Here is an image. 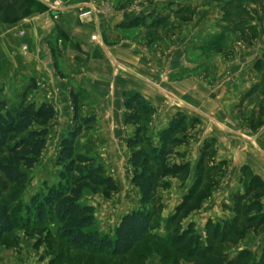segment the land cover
<instances>
[{
  "label": "crops",
  "instance_id": "1",
  "mask_svg": "<svg viewBox=\"0 0 264 264\" xmlns=\"http://www.w3.org/2000/svg\"><path fill=\"white\" fill-rule=\"evenodd\" d=\"M60 1L53 16L41 0H0V100L50 103L68 127L77 97L78 115L96 119L90 134L114 155L133 136L123 97L136 92L153 109V143L176 113L187 118L188 142L167 164L187 163L192 178L206 150L237 175L247 166L264 182L260 3L95 0L98 12L84 19L79 9L88 0Z\"/></svg>",
  "mask_w": 264,
  "mask_h": 264
},
{
  "label": "rangeland",
  "instance_id": "2",
  "mask_svg": "<svg viewBox=\"0 0 264 264\" xmlns=\"http://www.w3.org/2000/svg\"><path fill=\"white\" fill-rule=\"evenodd\" d=\"M259 1L255 0L264 8ZM16 101L19 98L13 97L10 102ZM95 124L94 118L91 129L77 140V153L94 158L114 180L117 191H85L80 202L93 208L91 229L113 237L121 218L141 206L140 196L131 183V150L115 149L110 155L104 142H96L100 138L90 134ZM70 126L58 116L47 124L46 145L35 167L27 172L25 187L9 186L5 192L16 228L0 239V264H264V182L247 166L239 168L237 175L225 161H214L211 152L201 178L196 177L200 158L192 178L189 172L183 176L157 175L154 196L147 206L153 214L149 233L126 256L73 249L60 238L56 223L23 227L30 199L44 184L58 180L55 161L59 142ZM174 164L184 163L167 165ZM254 177L260 179L259 184ZM197 178L200 183L190 196ZM190 235L197 243L184 247L182 241Z\"/></svg>",
  "mask_w": 264,
  "mask_h": 264
},
{
  "label": "trees",
  "instance_id": "3",
  "mask_svg": "<svg viewBox=\"0 0 264 264\" xmlns=\"http://www.w3.org/2000/svg\"><path fill=\"white\" fill-rule=\"evenodd\" d=\"M71 100L72 124L59 142L55 161L59 168L58 180L52 185L44 184L42 191L30 199L25 208L23 227L56 223L60 238L73 249L113 257L126 256L149 233L153 214L147 206L154 196L157 175L183 176L189 172L187 163L168 166L166 162L169 156L177 154V147L188 142L185 135L187 118L180 112L176 113L167 127L159 132L155 144L147 135L152 107L136 92L124 94L126 112L123 122L135 126L133 136L126 142L131 150V183L139 192L141 206L125 214L115 228L113 237H110L91 229L95 222L93 208L80 200L85 191L95 193L104 188L115 192L117 185L105 175L94 158L77 153L76 142L83 132L91 129L94 117H80L77 97H71ZM55 117V108L47 102L26 103L25 97H20L16 102L0 100V239L16 228L4 194L9 186L16 189L25 187L27 172L35 167L46 145L47 124ZM197 122V119H192L190 123ZM208 154L210 152L206 150L201 153L196 173L198 178L204 173ZM198 178L190 189V196L198 188ZM253 181L259 184L260 179L254 177ZM196 243L193 235L182 241L187 248Z\"/></svg>",
  "mask_w": 264,
  "mask_h": 264
},
{
  "label": "built area",
  "instance_id": "4",
  "mask_svg": "<svg viewBox=\"0 0 264 264\" xmlns=\"http://www.w3.org/2000/svg\"><path fill=\"white\" fill-rule=\"evenodd\" d=\"M41 2L45 5L47 11L50 13L52 12L59 13L64 8V5L62 4L60 0H41ZM97 12H98V9L96 7L95 0H88L87 4L83 5V7L79 9V17L88 19L94 13H97ZM19 35H23V32L20 31ZM93 39H95V37H93ZM22 50L25 51L26 47L23 46Z\"/></svg>",
  "mask_w": 264,
  "mask_h": 264
},
{
  "label": "water",
  "instance_id": "5",
  "mask_svg": "<svg viewBox=\"0 0 264 264\" xmlns=\"http://www.w3.org/2000/svg\"><path fill=\"white\" fill-rule=\"evenodd\" d=\"M51 14L54 16V15H56L57 13H56V12H52Z\"/></svg>",
  "mask_w": 264,
  "mask_h": 264
}]
</instances>
